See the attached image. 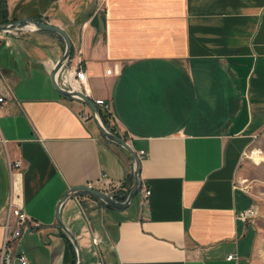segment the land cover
I'll return each instance as SVG.
<instances>
[{
    "label": "crops",
    "instance_id": "0c3cea01",
    "mask_svg": "<svg viewBox=\"0 0 264 264\" xmlns=\"http://www.w3.org/2000/svg\"><path fill=\"white\" fill-rule=\"evenodd\" d=\"M4 1L8 23L34 18L65 32L85 61L80 91L108 102L109 123L143 151L144 203L137 192L115 209L80 192L59 207L80 264L264 263V193L249 186L243 160L264 127V0ZM63 47L43 30L0 41V245L12 196L37 223L12 244L29 264H74L55 224L67 189L106 193L131 173L87 107L51 87ZM247 208L257 216L237 219Z\"/></svg>",
    "mask_w": 264,
    "mask_h": 264
},
{
    "label": "water",
    "instance_id": "95a60500",
    "mask_svg": "<svg viewBox=\"0 0 264 264\" xmlns=\"http://www.w3.org/2000/svg\"><path fill=\"white\" fill-rule=\"evenodd\" d=\"M34 30H43V31L52 32L58 35L63 41V45H64L63 52L61 56L52 65L49 71V81L53 90L62 96L79 99L87 107L89 117L92 123L94 124L95 128L97 129V131L101 134V136L110 143H113L124 149L131 159L132 183L124 200L117 201L112 196H110L109 194L103 191L96 190L94 188L88 187L87 185H78L67 189L56 204L55 224L67 237V239L69 240L70 244L74 249L75 252L74 264H80L81 258H80L79 247L77 246L75 239L71 236V234L67 231V229L61 224L58 217L59 207L71 195H74L79 192H83L88 195H91L94 198H96L100 203L115 209H122L127 207L133 196L137 193L139 188V178H138L139 159L137 158L136 153L131 149L129 144L123 138L109 132L103 126L99 118L97 108L94 106L91 99H89L83 92L79 90L65 89L58 84L57 75L60 69L62 68V66L64 65V63L66 62L67 58L69 57L71 51V43L62 29L34 18L20 19L12 23H0V32L5 34L24 32V31H34Z\"/></svg>",
    "mask_w": 264,
    "mask_h": 264
},
{
    "label": "built area",
    "instance_id": "2783aa9c",
    "mask_svg": "<svg viewBox=\"0 0 264 264\" xmlns=\"http://www.w3.org/2000/svg\"><path fill=\"white\" fill-rule=\"evenodd\" d=\"M102 1L103 0H95L97 6H100ZM4 34L5 33L0 32V41L2 40ZM84 65L85 61L82 58L80 51L76 50L75 52H72L57 75L58 80L60 78L62 81L61 84L63 85L60 83L58 84L65 89L80 91L79 88L83 85L86 77ZM111 73L112 72L110 68L104 70V75H110ZM4 97L5 95L0 93V104L3 103ZM92 102L97 108L98 114H105L107 115L108 121L112 120L113 123L115 122V119L110 112L108 102L104 101L103 99H94ZM110 125L113 126V124ZM136 156L140 160V158L143 156V151H139ZM243 156L244 158L250 159V156H248L245 152L243 153ZM19 165V162L15 161L8 166L9 168H12L18 167ZM240 182L241 181H238L237 184H241ZM87 186L93 188L90 184H87ZM107 187H110L111 191L106 193L112 197L115 193H118L124 189L120 184H114L112 182L108 183ZM138 192L142 198V203H144L149 195V189L141 188L138 189ZM6 209L7 216H11L14 219V223L10 224L8 221L6 222L4 235L0 245V264H29L23 254L14 253L12 244L20 237L25 227L33 229L37 227V223L26 216L21 207L15 203L12 196L8 197ZM255 216H257V213L253 208H247L245 210L239 211L236 214V218L242 221L251 219ZM262 217H264V213L262 214ZM236 259V255L234 253H229L225 257V260L227 261H235Z\"/></svg>",
    "mask_w": 264,
    "mask_h": 264
},
{
    "label": "rangeland",
    "instance_id": "374dc122",
    "mask_svg": "<svg viewBox=\"0 0 264 264\" xmlns=\"http://www.w3.org/2000/svg\"><path fill=\"white\" fill-rule=\"evenodd\" d=\"M245 153L250 156V159H243L244 165L249 169L246 180L250 187L262 195L264 193V127L252 140Z\"/></svg>",
    "mask_w": 264,
    "mask_h": 264
},
{
    "label": "trees",
    "instance_id": "16d2710c",
    "mask_svg": "<svg viewBox=\"0 0 264 264\" xmlns=\"http://www.w3.org/2000/svg\"><path fill=\"white\" fill-rule=\"evenodd\" d=\"M5 11H6V7H5V1L4 0H0V23H8L6 15H5ZM99 118L103 124V126L111 133L122 137V135L118 134V132L114 129V126L110 125L108 119H107V115L105 114H101L99 113ZM100 134V133H99ZM101 135V134H100ZM128 185H125V183H122V187L124 188L122 191L115 193L113 195V198L117 201H122L125 199L126 194L131 186L132 183V175L131 173H129L128 176ZM138 192V191H137ZM80 193V192H79ZM88 195V194H87ZM91 199L97 201L98 203H100L96 198H94L91 195H88Z\"/></svg>",
    "mask_w": 264,
    "mask_h": 264
},
{
    "label": "bare ground",
    "instance_id": "6f19581e",
    "mask_svg": "<svg viewBox=\"0 0 264 264\" xmlns=\"http://www.w3.org/2000/svg\"><path fill=\"white\" fill-rule=\"evenodd\" d=\"M57 81H58V78H57Z\"/></svg>",
    "mask_w": 264,
    "mask_h": 264
}]
</instances>
